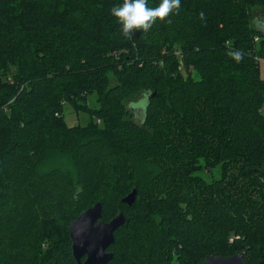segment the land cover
<instances>
[{"label":"trees","instance_id":"1","mask_svg":"<svg viewBox=\"0 0 264 264\" xmlns=\"http://www.w3.org/2000/svg\"><path fill=\"white\" fill-rule=\"evenodd\" d=\"M122 3L0 0V264H77L70 222L99 201L104 222L128 219L108 264H259L264 28L251 8L264 0H181L132 39L110 15ZM66 103L90 123L69 126ZM51 154L73 172L40 170Z\"/></svg>","mask_w":264,"mask_h":264},{"label":"water","instance_id":"2","mask_svg":"<svg viewBox=\"0 0 264 264\" xmlns=\"http://www.w3.org/2000/svg\"><path fill=\"white\" fill-rule=\"evenodd\" d=\"M137 189L123 197L124 201L132 206L136 201ZM102 202L94 203L91 208L84 210L80 217L70 222V237L73 243V256L78 264H108L115 257L114 253L107 250L114 244L115 232L127 222L126 214L122 211L117 217L108 222L103 221ZM86 257L82 261V259ZM202 264H247L242 252L231 256H212L206 258ZM259 264H264V259Z\"/></svg>","mask_w":264,"mask_h":264},{"label":"clouds","instance_id":"3","mask_svg":"<svg viewBox=\"0 0 264 264\" xmlns=\"http://www.w3.org/2000/svg\"><path fill=\"white\" fill-rule=\"evenodd\" d=\"M181 0H160L158 6L150 7L148 0H123L122 4L113 5L110 9V15L115 17L120 26V33L126 39H132L134 32H148L152 26L160 20L167 21L171 15L179 14ZM204 18V13H200ZM227 55L239 63L243 59V53L240 51L229 50Z\"/></svg>","mask_w":264,"mask_h":264},{"label":"rangeland","instance_id":"4","mask_svg":"<svg viewBox=\"0 0 264 264\" xmlns=\"http://www.w3.org/2000/svg\"><path fill=\"white\" fill-rule=\"evenodd\" d=\"M251 18H252V24L256 27L261 26L264 28V13L262 12L261 8L259 6H253L251 8ZM260 69L262 77H264V59H261L260 61ZM115 84V83H114ZM141 96V95H140ZM135 97L134 100L138 102V99H141L142 97ZM90 104L96 105L95 100L96 96L94 94L90 95ZM65 119H67V123L69 126H76V125H83L87 126L90 123V120H92L90 113L77 111L74 109L72 105H69L68 103L65 104V108H63ZM61 169V170H70L73 172V165L72 161L68 156H59L56 154H51L47 159L43 160L41 164H39V169L43 172L49 171L52 168ZM220 167H216L214 172H206L203 173L204 177L211 182V180L216 179V177L220 176Z\"/></svg>","mask_w":264,"mask_h":264},{"label":"flooded vegetation","instance_id":"5","mask_svg":"<svg viewBox=\"0 0 264 264\" xmlns=\"http://www.w3.org/2000/svg\"><path fill=\"white\" fill-rule=\"evenodd\" d=\"M70 226V225H69ZM72 241V240H71ZM72 246H73V243H72ZM72 246H71V248H72ZM110 250L108 249L107 250V252H109ZM72 254H73V251H72ZM74 258H75V256H74ZM84 259H86V257H84L83 259H82V261L84 260ZM75 261L77 260L76 258L74 259ZM77 262V261H76ZM78 264V263H77Z\"/></svg>","mask_w":264,"mask_h":264},{"label":"built area","instance_id":"6","mask_svg":"<svg viewBox=\"0 0 264 264\" xmlns=\"http://www.w3.org/2000/svg\"><path fill=\"white\" fill-rule=\"evenodd\" d=\"M255 39L257 40V39H258V37L256 36V37H255Z\"/></svg>","mask_w":264,"mask_h":264}]
</instances>
